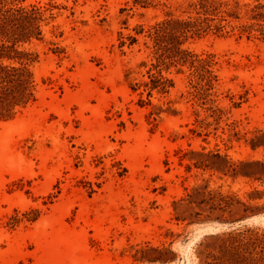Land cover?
Returning a JSON list of instances; mask_svg holds the SVG:
<instances>
[{
	"label": "rangeland",
	"instance_id": "374dc122",
	"mask_svg": "<svg viewBox=\"0 0 264 264\" xmlns=\"http://www.w3.org/2000/svg\"><path fill=\"white\" fill-rule=\"evenodd\" d=\"M183 1H17L49 18L24 46L37 100L0 120V264H264L245 252L264 235V213L245 219L264 188L246 164L264 160V0H229L223 30L184 44L196 69L144 45Z\"/></svg>",
	"mask_w": 264,
	"mask_h": 264
},
{
	"label": "trees",
	"instance_id": "16d2710c",
	"mask_svg": "<svg viewBox=\"0 0 264 264\" xmlns=\"http://www.w3.org/2000/svg\"><path fill=\"white\" fill-rule=\"evenodd\" d=\"M18 0H0V120L15 118L20 112L37 100L38 84L35 78L31 62L35 60L33 53L24 46L33 40L45 38L44 26L47 24V8L39 5L29 7L17 3ZM153 0H134L135 3L147 5ZM229 0H184L179 4L182 14H168L161 22L157 23L149 32L144 45L150 50L152 59L158 63H165L167 59L174 63L186 65L191 63V69H196V56L184 47L191 38L201 37L213 29L223 30L226 15H230L228 9ZM218 10V11H217ZM215 12L220 18L213 24ZM217 14V15H218ZM186 15V16H185ZM138 39L132 36V42ZM156 67V64L153 63ZM152 68L150 69V71ZM152 84L144 85L151 89L158 78L153 76ZM156 77V78H155ZM218 159H224L220 153ZM197 167L208 166L205 161L195 163ZM256 165V171H250L248 177L264 183V160L247 162ZM232 169L236 168L231 165ZM237 174V173H236ZM257 196H250L245 202V219L264 213V188L251 192ZM261 204H254L257 200ZM251 243L254 248H264V235L256 237L245 236V252ZM261 260V259H260ZM256 260L254 264H258Z\"/></svg>",
	"mask_w": 264,
	"mask_h": 264
}]
</instances>
